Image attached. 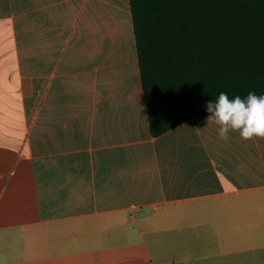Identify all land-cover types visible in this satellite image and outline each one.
Here are the masks:
<instances>
[{
    "label": "crops",
    "instance_id": "1",
    "mask_svg": "<svg viewBox=\"0 0 264 264\" xmlns=\"http://www.w3.org/2000/svg\"><path fill=\"white\" fill-rule=\"evenodd\" d=\"M129 0H0V264H264V138L152 135Z\"/></svg>",
    "mask_w": 264,
    "mask_h": 264
},
{
    "label": "trees",
    "instance_id": "2",
    "mask_svg": "<svg viewBox=\"0 0 264 264\" xmlns=\"http://www.w3.org/2000/svg\"><path fill=\"white\" fill-rule=\"evenodd\" d=\"M152 135L220 92L264 95V0H129Z\"/></svg>",
    "mask_w": 264,
    "mask_h": 264
},
{
    "label": "clouds",
    "instance_id": "3",
    "mask_svg": "<svg viewBox=\"0 0 264 264\" xmlns=\"http://www.w3.org/2000/svg\"><path fill=\"white\" fill-rule=\"evenodd\" d=\"M208 125L218 126L221 140L229 138L230 131H236L244 140L264 138V95L249 92L246 98L239 95L230 99L220 92L218 98L206 102Z\"/></svg>",
    "mask_w": 264,
    "mask_h": 264
},
{
    "label": "bare ground",
    "instance_id": "4",
    "mask_svg": "<svg viewBox=\"0 0 264 264\" xmlns=\"http://www.w3.org/2000/svg\"><path fill=\"white\" fill-rule=\"evenodd\" d=\"M130 4V3H129ZM130 7V6H129ZM131 10V9H130ZM133 22V21H132ZM136 46V45H135ZM136 48H137V46H136ZM138 54V53H137ZM140 66V65H139ZM143 88V87H142ZM143 90V89H142ZM144 94V93H143ZM145 100V99H144Z\"/></svg>",
    "mask_w": 264,
    "mask_h": 264
}]
</instances>
